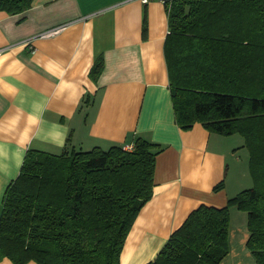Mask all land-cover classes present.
<instances>
[{
    "label": "crops",
    "instance_id": "0c3cea01",
    "mask_svg": "<svg viewBox=\"0 0 264 264\" xmlns=\"http://www.w3.org/2000/svg\"><path fill=\"white\" fill-rule=\"evenodd\" d=\"M57 26H63L58 34L36 38ZM168 31L161 0H34L18 14L0 11V215L28 149L126 147L141 136L162 150L153 195L126 237L120 264H147L192 210L222 207L254 186L242 135L176 123L164 54ZM100 56L103 70L93 80ZM247 219L230 209L229 250L220 264H256ZM0 264L14 263L5 257Z\"/></svg>",
    "mask_w": 264,
    "mask_h": 264
},
{
    "label": "trees",
    "instance_id": "16d2710c",
    "mask_svg": "<svg viewBox=\"0 0 264 264\" xmlns=\"http://www.w3.org/2000/svg\"><path fill=\"white\" fill-rule=\"evenodd\" d=\"M33 1L0 0V11L18 14ZM167 10L164 54L176 123L242 135L255 183L222 207L192 210L147 264H220L233 207L247 213V246L264 264V0H171ZM102 70L100 56L91 78ZM161 150L141 136L131 149H28L2 200L0 261L120 264L126 237L153 195Z\"/></svg>",
    "mask_w": 264,
    "mask_h": 264
},
{
    "label": "built area",
    "instance_id": "2783aa9c",
    "mask_svg": "<svg viewBox=\"0 0 264 264\" xmlns=\"http://www.w3.org/2000/svg\"><path fill=\"white\" fill-rule=\"evenodd\" d=\"M142 2L146 3L148 2V0H141ZM166 6L169 4V2L171 0H161ZM63 29V26H57V27H54V28H50L46 31H43L41 32L40 34H38V36L36 38H45V37H51V36H54L56 34H58L61 30ZM32 41L33 39H30L26 42V44L28 46L31 47V49L33 50V46H32ZM2 52V50H0V53ZM125 149H131L132 148V145H127L126 147H124Z\"/></svg>",
    "mask_w": 264,
    "mask_h": 264
}]
</instances>
